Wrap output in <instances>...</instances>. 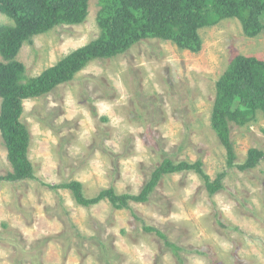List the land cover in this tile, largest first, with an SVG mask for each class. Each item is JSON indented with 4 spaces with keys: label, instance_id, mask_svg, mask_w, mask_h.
<instances>
[{
    "label": "rangeland",
    "instance_id": "374dc122",
    "mask_svg": "<svg viewBox=\"0 0 264 264\" xmlns=\"http://www.w3.org/2000/svg\"><path fill=\"white\" fill-rule=\"evenodd\" d=\"M99 1L89 0L84 23L57 27L23 46L17 59L29 77L99 36ZM12 22L0 13V25ZM200 35L198 53L144 40L115 59L93 62L53 93L26 100L22 121L37 176L51 184L78 180L94 196L111 186L139 193L166 156L201 159L212 179L226 170V150L210 121L216 82L238 54L264 59V33L246 37L237 19H227ZM231 128L238 163L251 148L264 151L261 115L249 129ZM9 171L0 133V176ZM227 172L225 188L213 197L196 174H175L149 202L120 211L107 201L78 206L69 191L52 192L36 181L2 182L0 264H179L143 226L185 248V264H264V159L253 170Z\"/></svg>",
    "mask_w": 264,
    "mask_h": 264
},
{
    "label": "trees",
    "instance_id": "16d2710c",
    "mask_svg": "<svg viewBox=\"0 0 264 264\" xmlns=\"http://www.w3.org/2000/svg\"><path fill=\"white\" fill-rule=\"evenodd\" d=\"M99 3V36L39 76L29 77L25 65L17 59L23 46L33 44L36 36L57 27L84 23L89 15V0H0V13L13 21L0 25V133L12 166V171L0 176V183L36 181L52 192L69 191L78 206L91 208L107 201L114 210L120 211L130 209L131 202H149L167 176L194 173L213 197L225 188L227 169L245 172L257 168L264 159V151L251 148L245 161L238 163L231 127L249 129L260 115L264 118V59L238 54L216 82L210 121L226 150V170L219 172L215 179L207 174L201 159L190 162L167 156L137 194L119 193L111 186L88 196L84 184L78 180L51 184L37 176L29 158L32 136L22 121L26 100L53 93L59 86L75 80L93 62L115 59L144 40L158 39L180 50L198 53L203 46L200 30L227 19H237L246 37L256 38L264 33V0H100ZM48 127L58 132L52 125ZM59 200L62 208L63 201ZM143 229L163 240L179 264H185L182 256L185 248L153 226H143ZM233 229L241 232L238 227ZM200 254L209 256L207 252Z\"/></svg>",
    "mask_w": 264,
    "mask_h": 264
}]
</instances>
